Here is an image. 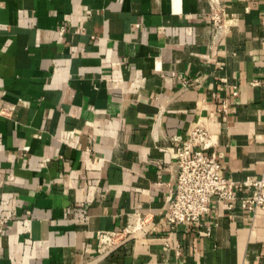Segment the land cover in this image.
I'll return each instance as SVG.
<instances>
[{"label":"crops","instance_id":"0c3cea01","mask_svg":"<svg viewBox=\"0 0 264 264\" xmlns=\"http://www.w3.org/2000/svg\"><path fill=\"white\" fill-rule=\"evenodd\" d=\"M223 4L218 34L209 0H0V264H264L262 210L163 221L196 126L228 180L264 170V0Z\"/></svg>","mask_w":264,"mask_h":264},{"label":"built area","instance_id":"2783aa9c","mask_svg":"<svg viewBox=\"0 0 264 264\" xmlns=\"http://www.w3.org/2000/svg\"><path fill=\"white\" fill-rule=\"evenodd\" d=\"M209 3L211 23L218 34H222L228 27L223 0H209ZM15 110V104L0 101V116L13 117ZM211 146V135L201 125L196 126L190 138L178 146L177 189L168 200L164 222L174 227L200 226L211 211L213 199H217L228 210L238 203L254 215L264 211V170L260 178H248L243 182L228 180L216 154L207 153ZM242 189H247L251 195L240 196ZM153 219L149 214L134 213L128 217L127 225L122 230L97 232V254L106 256L127 240L138 238L146 227L153 224ZM11 220H0V233ZM203 234L209 235V230Z\"/></svg>","mask_w":264,"mask_h":264}]
</instances>
